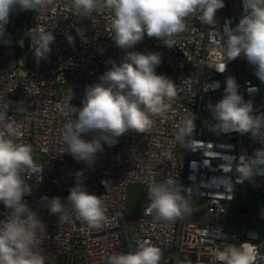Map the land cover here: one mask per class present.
Returning a JSON list of instances; mask_svg holds the SVG:
<instances>
[{"label": "built area", "instance_id": "1", "mask_svg": "<svg viewBox=\"0 0 264 264\" xmlns=\"http://www.w3.org/2000/svg\"><path fill=\"white\" fill-rule=\"evenodd\" d=\"M225 7L216 13V25H204L195 18L187 19V28L173 39L171 49L165 40L145 39L134 51L162 53L157 74L166 75L177 85V95L164 116H151L154 126L145 133L128 132L113 146L103 145L92 166L75 160L63 149L62 133L68 120L58 105L69 102L81 106L86 86L99 82V77L120 62L124 51L111 39L112 16L96 11L88 17L71 10L70 0H54L53 6L38 12L27 11V62L18 57L14 29L8 27L0 38V106L9 104L11 123L22 136L10 137L31 146L35 167L43 169L42 181L29 173L22 179L31 187L25 196L29 207L46 225V235L39 234L36 245L55 257L54 264H106L114 252L134 251L138 242L148 239L162 250L160 264H220L218 250L225 244L239 246L248 242L257 254L256 264H264V175L252 182L238 183L235 168L230 172L220 167L231 156H252L264 147L250 134L222 133L211 128L215 124L207 107L215 105L224 94V81L234 76L244 99L253 103V115L264 113V88L245 73L250 63L243 55L227 64L220 73L218 65L226 63L221 52V35L225 27H235L243 15L242 0H224ZM53 31L56 37L47 59L37 63L31 38L40 28ZM84 30L87 42L76 33ZM66 34L74 37L70 44ZM7 39L9 43H4ZM216 82H219V88ZM216 88V89H215ZM195 115L194 132L177 140L178 125ZM91 139L92 136H84ZM77 171H82L87 191L103 201L106 221L97 230L81 221L71 206H66L67 220H59L43 206L42 196L60 197L67 202L69 189L75 186ZM176 179L184 189L182 195L191 205L203 202L211 221L186 218L174 222L154 220L138 211L139 224L131 234L126 227L127 190L131 184L146 187L153 180ZM148 196V195H147ZM250 198V208L239 216L236 225L221 223L231 203ZM149 201H147L145 207ZM144 207V208H145ZM9 210L0 202V220Z\"/></svg>", "mask_w": 264, "mask_h": 264}, {"label": "clouds", "instance_id": "2", "mask_svg": "<svg viewBox=\"0 0 264 264\" xmlns=\"http://www.w3.org/2000/svg\"><path fill=\"white\" fill-rule=\"evenodd\" d=\"M54 0H0V38L5 36L10 17L17 12L46 10ZM71 10L84 17L100 10L111 14V32L115 46L124 51L117 63L100 77L99 82L86 86L81 106L69 102L58 105L59 112L68 120L62 133L63 149L77 161L92 166L103 145L113 146L118 138L132 131L145 133L154 126L151 116H164L171 109L177 95V85L166 75L157 74L162 63V53L134 51L145 37L165 40L171 49L174 37L187 28V19L195 18L204 25H216V13L225 7L224 0H70ZM243 15L233 27H225L221 35V52L226 63L218 65L224 73L227 64L245 57L254 66V74L264 83V0H242ZM76 33L87 42L84 30ZM56 37L53 31L40 28L31 38V47L37 63L47 59ZM70 44L74 37L66 34ZM7 39L4 43H9ZM219 88V82H216ZM224 94L215 105L207 107L215 124L211 128L222 133L250 134L264 145V113L253 115V103L245 100L234 76L224 81ZM215 88V89H216ZM9 104L0 106V202L8 211L0 220V264H54L55 257L45 254L35 241L39 234L46 235V225L33 211L25 196L32 190L22 179L29 173L41 182L43 169H37L32 148L25 143L14 142L22 132L11 123ZM195 115L186 117L178 125L177 140L183 141L195 129ZM91 134V139L84 136ZM222 170L233 168L239 174L238 183L252 182L257 175H264V147L252 156H231L220 165ZM75 186L69 189L67 204L60 197L42 196L43 206L59 220H67L66 206H71L77 217L99 230L106 221L105 206L100 196L87 191L82 171L75 173ZM184 189L176 179L158 181L148 185V201L145 215L154 220L174 222L184 214L191 213L190 202L182 195ZM254 248L244 242L239 246L225 244L216 253L220 264H256ZM106 264H160L162 250L148 239L138 242L134 251L114 252L107 256Z\"/></svg>", "mask_w": 264, "mask_h": 264}, {"label": "rangeland", "instance_id": "3", "mask_svg": "<svg viewBox=\"0 0 264 264\" xmlns=\"http://www.w3.org/2000/svg\"><path fill=\"white\" fill-rule=\"evenodd\" d=\"M26 12H17L10 17V22L6 25V29L12 25V21L17 20L14 27L15 33V47L19 58L27 62L28 53V29L25 23ZM245 73L249 76H253L257 79L264 88V83H262L254 74V66L249 64L245 66ZM194 196L189 197L190 204L193 201ZM148 201L146 187L141 184H131L127 190V201H126V227L129 233L134 234L138 228L139 218L136 215L138 211L144 209ZM251 200L246 198L235 203H231L227 207V212L222 216L221 223L236 225L239 222L240 214L250 208ZM191 213L186 214V218L198 220V221H211L212 217L209 213V209L203 202H197L191 205Z\"/></svg>", "mask_w": 264, "mask_h": 264}, {"label": "trees", "instance_id": "4", "mask_svg": "<svg viewBox=\"0 0 264 264\" xmlns=\"http://www.w3.org/2000/svg\"><path fill=\"white\" fill-rule=\"evenodd\" d=\"M26 13H27V12H26ZM16 23H17V20L12 21V25H11L10 27L14 29Z\"/></svg>", "mask_w": 264, "mask_h": 264}]
</instances>
